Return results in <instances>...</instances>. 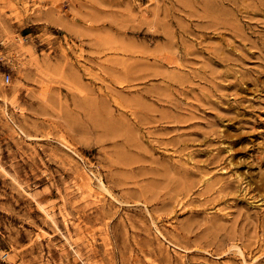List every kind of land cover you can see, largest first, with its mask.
<instances>
[{
    "label": "rangeland",
    "instance_id": "374dc122",
    "mask_svg": "<svg viewBox=\"0 0 264 264\" xmlns=\"http://www.w3.org/2000/svg\"><path fill=\"white\" fill-rule=\"evenodd\" d=\"M0 264H264V0H0Z\"/></svg>",
    "mask_w": 264,
    "mask_h": 264
},
{
    "label": "bare ground",
    "instance_id": "6f19581e",
    "mask_svg": "<svg viewBox=\"0 0 264 264\" xmlns=\"http://www.w3.org/2000/svg\"><path fill=\"white\" fill-rule=\"evenodd\" d=\"M89 183H91V182H89ZM90 187H91V186H90ZM99 187H100V189L103 188V183H102L101 180H99Z\"/></svg>",
    "mask_w": 264,
    "mask_h": 264
}]
</instances>
